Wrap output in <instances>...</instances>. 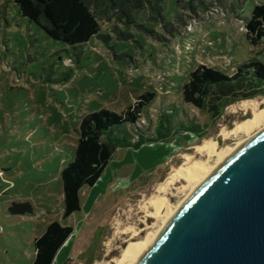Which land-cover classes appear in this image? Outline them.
<instances>
[{"label": "rangeland", "instance_id": "374dc122", "mask_svg": "<svg viewBox=\"0 0 264 264\" xmlns=\"http://www.w3.org/2000/svg\"><path fill=\"white\" fill-rule=\"evenodd\" d=\"M158 4L157 16L139 9L130 19H101L100 36L73 48L22 17L11 0H0V264H32L35 238L53 221L74 228L56 264H118L132 231L141 240L161 225L147 216L154 212L148 200L161 195L159 186L185 154L208 161L196 146L210 139L217 149L235 147L244 134L222 132L253 117L241 104L264 108V96L257 95L215 119L182 96L199 66L232 76L250 60L264 63V38L253 44L246 28L264 0ZM145 92L155 97L136 128L153 131L162 114L177 108V120L200 125L202 136L182 133L157 148L118 152L98 182L82 190V210L64 219L61 172L74 158L82 118L105 108L120 113ZM186 185L180 181L166 193L170 211L185 199ZM12 202L30 203L33 212L12 214Z\"/></svg>", "mask_w": 264, "mask_h": 264}, {"label": "trees", "instance_id": "16d2710c", "mask_svg": "<svg viewBox=\"0 0 264 264\" xmlns=\"http://www.w3.org/2000/svg\"><path fill=\"white\" fill-rule=\"evenodd\" d=\"M11 1L22 17L36 24L48 37L73 48L84 47L94 37L100 36L101 19L111 16L130 19L139 9L150 10L156 16L155 11H160L158 0ZM246 28L253 44H258L264 38V4L254 8ZM257 95L264 96V63L257 60L245 63L232 76L211 67L199 66L182 89L186 104L208 111L215 119L230 104ZM154 97L155 93L145 92L120 113L105 108L82 118L74 158L61 172L64 219L82 210V190L92 188L98 182L117 151L139 150L144 145L166 142L181 133L202 136L200 125L177 120L180 113L177 108L162 114L153 131L136 128ZM73 233V227L64 226L58 221L51 222L45 232L35 238V259L32 264H54L58 252L70 241ZM68 262L69 259L64 264Z\"/></svg>", "mask_w": 264, "mask_h": 264}, {"label": "water", "instance_id": "95a60500", "mask_svg": "<svg viewBox=\"0 0 264 264\" xmlns=\"http://www.w3.org/2000/svg\"><path fill=\"white\" fill-rule=\"evenodd\" d=\"M8 210L33 212L27 202ZM136 264H264V131L201 183Z\"/></svg>", "mask_w": 264, "mask_h": 264}, {"label": "bare ground", "instance_id": "6f19581e", "mask_svg": "<svg viewBox=\"0 0 264 264\" xmlns=\"http://www.w3.org/2000/svg\"><path fill=\"white\" fill-rule=\"evenodd\" d=\"M241 106L245 109H251L253 117L248 118L236 125L232 130H224L222 133L226 138L244 134L245 139L239 142L235 147H224L217 149V142L214 140H205L202 144L196 146V153L199 155L206 154L208 161L195 160L194 155L185 154L184 163L174 168L168 179L159 186L158 193L160 196H154L148 200V205L154 208L153 213H149L147 206V216L154 217L161 220V225L155 232L148 233L143 239L140 240V232L132 231L131 240L129 245L123 250L121 258L117 261L118 264H136L140 256L144 253L149 244L153 241L163 226L169 219L176 213V211L183 205V203L190 197V195L201 185V183L216 172L219 168L225 165L231 157L241 149L246 143L264 131V108L256 101H244ZM215 157V163H209L210 158ZM185 181L186 186L181 188V192H187L185 199L174 207V211H170L169 199L165 196L166 193L174 187L176 183ZM167 207V212L164 209ZM153 227V226H152ZM58 262V257L57 260ZM55 262L54 264H56Z\"/></svg>", "mask_w": 264, "mask_h": 264}, {"label": "crops", "instance_id": "0c3cea01", "mask_svg": "<svg viewBox=\"0 0 264 264\" xmlns=\"http://www.w3.org/2000/svg\"><path fill=\"white\" fill-rule=\"evenodd\" d=\"M182 134V133H181ZM178 135H180V134H178ZM165 143H163V142H160V143H154V144H147L148 146H150V147H153V148H157V146H159V145H164ZM147 145H144L141 149H143V148H145ZM127 150H129V149H125V150H119V151H117L116 152V154L118 153V152H120V151H127ZM156 150V149H155ZM153 152H155V151H153ZM156 152H158V151H156ZM152 153V152H151ZM115 154V155H116ZM154 155V154H153ZM145 156V155H144ZM147 156H151L152 157V155L151 154H148V155H146L145 157H147Z\"/></svg>", "mask_w": 264, "mask_h": 264}]
</instances>
